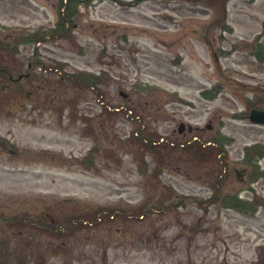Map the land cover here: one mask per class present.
<instances>
[{
	"label": "rangeland",
	"instance_id": "rangeland-1",
	"mask_svg": "<svg viewBox=\"0 0 264 264\" xmlns=\"http://www.w3.org/2000/svg\"><path fill=\"white\" fill-rule=\"evenodd\" d=\"M59 1L0 0V264H264V0Z\"/></svg>",
	"mask_w": 264,
	"mask_h": 264
},
{
	"label": "water",
	"instance_id": "water-1",
	"mask_svg": "<svg viewBox=\"0 0 264 264\" xmlns=\"http://www.w3.org/2000/svg\"><path fill=\"white\" fill-rule=\"evenodd\" d=\"M249 118L252 122L255 123H264V110L252 109L249 114ZM182 129V125L179 130Z\"/></svg>",
	"mask_w": 264,
	"mask_h": 264
},
{
	"label": "trees",
	"instance_id": "trees-1",
	"mask_svg": "<svg viewBox=\"0 0 264 264\" xmlns=\"http://www.w3.org/2000/svg\"><path fill=\"white\" fill-rule=\"evenodd\" d=\"M245 202H243V201H236V203H234L233 205H232V203H231V205L232 206H234L235 208H238L239 210H241V211H247V210H251V208L250 207H248L247 205H245L244 204ZM253 210V209H252Z\"/></svg>",
	"mask_w": 264,
	"mask_h": 264
},
{
	"label": "flooded vegetation",
	"instance_id": "flooded-vegetation-1",
	"mask_svg": "<svg viewBox=\"0 0 264 264\" xmlns=\"http://www.w3.org/2000/svg\"><path fill=\"white\" fill-rule=\"evenodd\" d=\"M0 144H2L1 146L5 147V142L1 141Z\"/></svg>",
	"mask_w": 264,
	"mask_h": 264
}]
</instances>
